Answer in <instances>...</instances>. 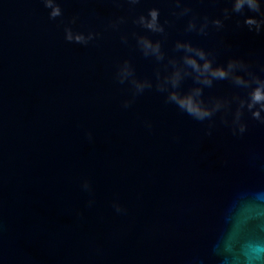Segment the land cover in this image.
<instances>
[{
	"label": "water",
	"instance_id": "obj_1",
	"mask_svg": "<svg viewBox=\"0 0 264 264\" xmlns=\"http://www.w3.org/2000/svg\"><path fill=\"white\" fill-rule=\"evenodd\" d=\"M56 2L64 16L50 21L41 0H0V264H242L264 242V126L252 121L236 138L217 119L209 137L207 122L166 102L156 73L179 55L176 39L219 49L217 64L264 63V33L243 23L264 17L247 7L232 12L233 0H185L200 16L229 10L225 28L205 38L183 31L188 17L170 16L172 0L134 9L115 6L125 0ZM151 7H160L162 23L171 20L167 39L132 25ZM76 14L74 30L102 39L65 42L61 20ZM119 15L128 22L113 31L108 23ZM132 32L161 39L166 60L144 57ZM125 59L153 83L128 109L121 104L131 85L115 80ZM192 86L187 78L180 91ZM232 91L217 81L204 96Z\"/></svg>",
	"mask_w": 264,
	"mask_h": 264
},
{
	"label": "clouds",
	"instance_id": "obj_2",
	"mask_svg": "<svg viewBox=\"0 0 264 264\" xmlns=\"http://www.w3.org/2000/svg\"><path fill=\"white\" fill-rule=\"evenodd\" d=\"M43 7L48 10V19L55 21L64 16L63 8L56 0H41ZM141 4V0H125L124 4H116L118 8L125 5L134 9ZM264 0H233L232 12L239 13L245 7L264 17L262 11ZM170 16L176 20L188 17L183 31L195 33L198 36L207 38L210 33H218L225 28V21L231 17L227 8L223 9V18H210L208 15L200 16L194 11V7L185 0H172L170 5ZM160 7H151L146 14L136 15L131 19L132 25L144 30V32L156 34L167 39L166 29L171 27V20H160ZM80 17L73 15L63 24V39L68 44H75L87 47L90 44L102 39L99 31L74 30ZM127 15H119L109 21L108 28L119 31L120 26L128 22ZM244 25L249 32L257 35L264 33V19L245 18ZM135 40L137 49L146 58H153L157 63L166 60V53L163 49L161 39H152L148 35L131 33ZM120 40L127 44L129 36L122 34ZM223 41H220V47ZM174 53L179 55L167 57L164 64L165 74L157 71L155 85L161 93H166V102L174 104L180 111L190 116L193 120L207 122V136H212L216 127V120L227 128L230 134L236 138L244 137L249 131V123L254 121L258 126H264V63L259 61H245L240 58H229L224 64H217L216 57L219 49L206 50L204 47L194 45L191 40L176 39L172 45ZM255 68L258 71L253 70ZM191 78L193 86L187 91H180L183 81ZM115 80L123 85L126 82L131 85L132 95L122 101V108L128 109L132 106L137 96L144 93L146 89H152L153 83L148 79H138L131 62L123 60L116 69ZM217 81H228L234 91L217 96L205 98L206 88H212ZM145 126L151 129L150 122ZM91 141L92 135L88 133ZM82 189L91 192L90 182L85 179L81 185ZM93 201H89V206ZM112 207L118 214H126V209L117 201H113ZM223 264V257H219ZM242 264H264V242L256 241L242 254Z\"/></svg>",
	"mask_w": 264,
	"mask_h": 264
}]
</instances>
